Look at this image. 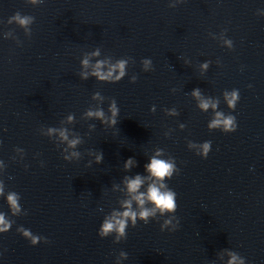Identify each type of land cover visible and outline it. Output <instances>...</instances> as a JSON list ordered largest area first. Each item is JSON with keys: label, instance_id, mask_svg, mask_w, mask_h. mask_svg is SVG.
Segmentation results:
<instances>
[{"label": "water", "instance_id": "1", "mask_svg": "<svg viewBox=\"0 0 264 264\" xmlns=\"http://www.w3.org/2000/svg\"><path fill=\"white\" fill-rule=\"evenodd\" d=\"M173 2L0 0V181L5 194L21 196L27 213L13 217L6 196L0 198V213L15 221L0 234V264H228V251L246 264H264V0H185L172 8ZM17 12L35 17L31 37L8 24ZM96 48L100 55H90ZM86 55L89 74L109 57L135 63L119 83L91 75L84 81ZM143 59L152 60L153 71L143 70ZM208 61L206 71L201 65ZM197 88L236 117L235 133L209 131L214 113L198 108ZM234 89L240 100L232 111L223 93ZM96 92L104 99L93 100ZM113 98L120 110L115 128L86 116L102 107L110 120ZM173 108L178 116L166 114ZM49 127L80 136L83 143L65 152L79 151V161L64 160L65 144L58 133L49 136ZM189 141H211L208 158ZM157 149L180 169L167 181L177 193L179 230L162 232L163 217L129 226L119 244L114 235L102 239L105 216L120 210L124 177L146 175ZM89 151H102L103 163ZM129 158L138 166L125 172ZM19 227L49 242L32 246Z\"/></svg>", "mask_w": 264, "mask_h": 264}, {"label": "clouds", "instance_id": "2", "mask_svg": "<svg viewBox=\"0 0 264 264\" xmlns=\"http://www.w3.org/2000/svg\"><path fill=\"white\" fill-rule=\"evenodd\" d=\"M43 2L44 0H27V3L32 6H39ZM184 2L185 0H174V2L169 6L175 8L177 4ZM13 23L23 29L28 37H31L32 25L35 23V17L22 15L20 12H17L8 20V24ZM10 35V32L6 33L5 39H8ZM225 44L230 50L233 49V42L231 40H225ZM100 51V48H96L90 53V55L99 56ZM185 62L187 63V61ZM130 63H135L131 57L122 58L116 60L115 62H112L111 57L97 60L93 67V71L89 74L86 69L90 67V61L86 55L85 58L81 60L82 68L85 70L81 71L79 75L84 81H87L89 79V75H91L99 82L116 84L121 82L126 77L128 74L127 69ZM141 63L145 72L154 70L151 59H143ZM106 64L109 65V70L104 71V66ZM210 64L211 61H208L204 62L201 66L207 71ZM137 79V76L133 75L131 77V83H136ZM192 95L199 99L200 102L198 104V108L204 113H207L209 108L213 110L214 116L208 124L209 131L220 130L225 134L235 133L237 131L238 126L236 117L231 114L226 115L224 112L218 110L220 104L219 98L214 99L209 97L208 99H202L201 90L199 88L195 89ZM98 98L101 100L104 99L100 92H96L92 96L93 100ZM223 98L226 101L228 108L235 111L240 100L239 90L234 89L231 92L225 91L223 93ZM108 111L111 113L110 120L105 118V112L102 107L96 108L95 110L89 108L85 114L89 119H97L102 124H110L111 127L115 128L118 124L120 110L118 108L117 101L114 98L110 101ZM151 111L155 113L154 106ZM165 112L167 115H179L175 108L171 109V111L165 109ZM74 119V114H70L68 116L69 123H71ZM95 127L96 126L94 124L89 125V128L95 129ZM180 127L185 128V125L181 124ZM48 133L49 136H53L57 133L59 134L60 141L65 144L62 153L65 161L69 163L74 162L72 157H76L77 161L81 159V153L79 151H73L71 156L65 155V152L69 149H75L77 145H81L83 143L78 134L75 132L70 133V130L66 127H49ZM165 135L170 136V133H165ZM57 147H60V145H57ZM188 147L190 150L195 151L197 156L207 159L209 153L211 152L212 144L211 141H205L202 144L189 141ZM16 151L23 152V150L19 148L16 149ZM88 153L95 155L96 164L103 163L104 155L102 151H89ZM165 153L166 152L163 149H157L155 151L154 155L150 157V162L144 166L146 175L136 174L134 177H124L123 184L125 185V192L123 198L118 201L120 210L113 209L109 215L105 216L98 232V235L102 239L114 235V242L119 244L120 242L127 240V230L129 226L136 228L139 222H143L145 225L149 224L152 220H157L159 222V219L163 217L167 218L163 219V223L161 224L162 232L168 230L176 232L179 230L180 220L175 215L178 209L177 193L169 187L167 181L173 179L174 175H179L180 169L176 165L175 158L170 155H165ZM41 166H44L43 163ZM90 166L91 161L89 162V167ZM137 166L138 162L134 158H129L124 164V170L125 172H131V170ZM3 184L4 182L0 181V198L6 196V201L11 211V215L13 217L27 215V213L23 211L20 204L21 196L14 191H9L5 194ZM118 186V184L114 185V187ZM14 223L15 221L7 218L5 213H0V234L8 233ZM17 231L25 239L29 240L32 246H37L42 241L44 243L49 242L46 238L34 235L30 230L25 229L24 227H19ZM228 253L231 257L228 264H246L245 259L238 253L233 251H228ZM119 255L126 260L128 259V254L123 251L120 252Z\"/></svg>", "mask_w": 264, "mask_h": 264}]
</instances>
